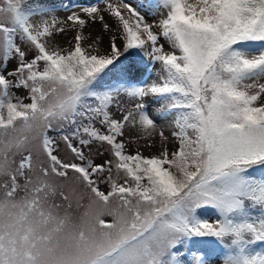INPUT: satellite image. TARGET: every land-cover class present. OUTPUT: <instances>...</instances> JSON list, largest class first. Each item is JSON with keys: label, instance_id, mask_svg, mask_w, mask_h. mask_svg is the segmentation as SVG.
Masks as SVG:
<instances>
[{"label": "snow or ice", "instance_id": "snow-or-ice-1", "mask_svg": "<svg viewBox=\"0 0 264 264\" xmlns=\"http://www.w3.org/2000/svg\"><path fill=\"white\" fill-rule=\"evenodd\" d=\"M0 264H264V0H0Z\"/></svg>", "mask_w": 264, "mask_h": 264}, {"label": "rangeland", "instance_id": "rangeland-1", "mask_svg": "<svg viewBox=\"0 0 264 264\" xmlns=\"http://www.w3.org/2000/svg\"><path fill=\"white\" fill-rule=\"evenodd\" d=\"M60 14H61V15H64V13H63V12H61ZM97 27H98V26H97Z\"/></svg>", "mask_w": 264, "mask_h": 264}]
</instances>
